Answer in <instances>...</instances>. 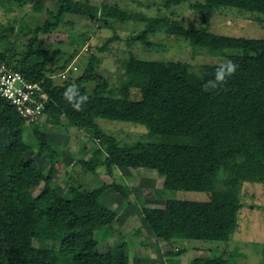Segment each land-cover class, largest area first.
I'll use <instances>...</instances> for the list:
<instances>
[{
    "label": "trees",
    "instance_id": "1",
    "mask_svg": "<svg viewBox=\"0 0 264 264\" xmlns=\"http://www.w3.org/2000/svg\"><path fill=\"white\" fill-rule=\"evenodd\" d=\"M187 0H164L167 7ZM45 0H0L41 11ZM209 24L220 9L256 14L264 23V0H203L191 5ZM99 12L100 18H97ZM87 16L109 23L123 20L117 7L80 0H57L43 26L31 30L21 52L0 49V62L19 70L30 82L41 81L47 99L43 109L49 124L88 129L97 139L92 157L81 164L90 172L104 167L161 169L183 173L166 179L164 190L198 191L205 200L167 199L163 208H143L147 225L158 240L228 241L237 229L245 182L264 184V37H236L207 29L182 28L162 16H140L144 23L131 39L150 45L149 34L165 33L188 39L193 52L207 53L225 63L194 66L182 60L136 58L121 60L118 85L98 76L92 56L84 73L57 84L46 73L54 53L40 48L37 31L69 23L67 16ZM13 32V28H9ZM13 62V64H11ZM93 62L95 66H93ZM229 62L234 70L229 71ZM224 79L217 80L218 73ZM97 83L88 87L87 83ZM71 90V91H69ZM144 125L145 140L121 142L101 130L97 119ZM26 120L0 96V178L12 174L0 191V264H128L124 242L101 251L95 233L111 228L117 214L103 202L113 188L127 197L126 186L111 183L90 191L69 188V198L51 186L37 161L26 158ZM37 148L53 161L56 150L37 127ZM43 183L38 196L32 189ZM36 241V244L34 243ZM220 252L196 258L191 264H229ZM264 255V249H263ZM264 263V257H263Z\"/></svg>",
    "mask_w": 264,
    "mask_h": 264
},
{
    "label": "rangeland",
    "instance_id": "2",
    "mask_svg": "<svg viewBox=\"0 0 264 264\" xmlns=\"http://www.w3.org/2000/svg\"><path fill=\"white\" fill-rule=\"evenodd\" d=\"M56 1L45 0L39 12L28 5L18 8L11 4H0V49H6L8 55L21 52L31 37V30L43 26L49 11L56 9ZM80 1L96 6L99 10L102 5L115 6L126 17L123 20L108 17L109 23H105L87 16L72 15L66 18L69 23L53 27L49 25L46 31H37L35 38L41 41L40 48L54 53L50 64L52 71L46 75L57 84L66 79L74 80L84 73L92 56L98 59L95 67L98 76L113 85L120 83V63L129 55L162 61L182 60L196 67L200 64L225 63V59L204 52H193L188 39L183 36L152 33L148 37L150 45L139 40L131 42L143 28L144 23L139 19L141 15L162 16L186 29H207L236 37H264V23L257 19V15L236 9L217 10L209 24H204L191 8L193 3L203 0H187L170 7L164 5V0ZM10 27L13 32L9 30ZM96 83L90 80L87 85L91 88ZM97 122L101 130L121 142L145 140L147 136L145 126L141 124L102 118L97 119ZM35 127L51 140L57 152L53 161L39 152L33 133ZM24 140L31 147L25 157L36 160L44 174L51 175V186L63 198H69L70 187L83 191L109 186L111 183L127 187V197L113 188L104 192L102 202L117 214V221L111 228L95 233L101 251L122 241L125 243L128 264H191L196 258L210 256L214 252H221L229 264H264V184L245 182L241 187L240 200L243 206L237 215V229L228 241L172 239L166 242L153 236L142 209L163 208L167 199H207L203 192L164 190L166 179H182L183 173L127 167H113L110 173L106 168L98 167L95 172H90L82 166L81 161L91 159L98 142L92 137V132L88 129L78 130L66 124L65 120L64 124H49L43 115L36 122H27ZM11 174L6 171L0 178V191ZM42 188L43 183L34 187L33 195L38 196Z\"/></svg>",
    "mask_w": 264,
    "mask_h": 264
},
{
    "label": "built area",
    "instance_id": "3",
    "mask_svg": "<svg viewBox=\"0 0 264 264\" xmlns=\"http://www.w3.org/2000/svg\"><path fill=\"white\" fill-rule=\"evenodd\" d=\"M41 83L30 82L19 70L0 64V96L14 105L28 123L43 115L47 94Z\"/></svg>",
    "mask_w": 264,
    "mask_h": 264
},
{
    "label": "clouds",
    "instance_id": "4",
    "mask_svg": "<svg viewBox=\"0 0 264 264\" xmlns=\"http://www.w3.org/2000/svg\"><path fill=\"white\" fill-rule=\"evenodd\" d=\"M234 65H232L231 64V62H229V71H232V70H234ZM224 79V73L223 72H221V73H218V75H217V80H223ZM69 91H71V90H69Z\"/></svg>",
    "mask_w": 264,
    "mask_h": 264
}]
</instances>
